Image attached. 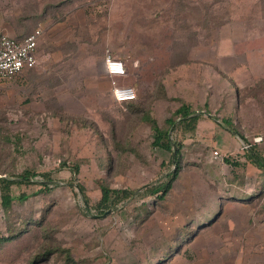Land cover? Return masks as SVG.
<instances>
[{
  "label": "rangeland",
  "instance_id": "obj_1",
  "mask_svg": "<svg viewBox=\"0 0 264 264\" xmlns=\"http://www.w3.org/2000/svg\"><path fill=\"white\" fill-rule=\"evenodd\" d=\"M66 19L57 31L61 42L47 43L36 68L23 76L19 101L9 108L0 103V178L37 174L26 180L30 184L12 189L28 200L15 202L11 214L0 206V236L26 228L0 241V264H73L64 251L74 264H138L162 255L183 231L189 234L186 244L169 264H264V197L241 199L255 195L264 173L247 163L235 131L217 123L227 118L230 96L218 84L222 94L217 108L211 107L214 95L207 84L221 79L225 85L227 78L233 97L240 96L229 118L233 129L248 143L261 137L254 145L264 149V73L259 65L256 79L243 76L238 93L224 72L220 79L206 75L218 53L252 57V65L261 60L252 54L264 58V0H0L2 32L8 36L23 37ZM107 53L125 62L128 75L121 81L135 87V102L114 100L101 71ZM182 101L217 122L201 127L196 146L183 145L175 178L173 153L153 147L144 116L165 128ZM221 132L234 143L226 152L215 148ZM226 156L248 166L231 167ZM74 165H80L77 174ZM48 179L54 188L46 194L40 184ZM167 181L171 186L162 198H145L139 218L134 215L142 200L133 201L136 194L103 216L107 211L86 207L78 186L95 205L103 187L142 193ZM26 219L30 225H19Z\"/></svg>",
  "mask_w": 264,
  "mask_h": 264
},
{
  "label": "trees",
  "instance_id": "obj_2",
  "mask_svg": "<svg viewBox=\"0 0 264 264\" xmlns=\"http://www.w3.org/2000/svg\"><path fill=\"white\" fill-rule=\"evenodd\" d=\"M186 63H188V61L182 62V64H186ZM136 100L131 101V102L133 103ZM125 103H128V102H125ZM120 104L123 105L124 103H120ZM138 109H139L138 107L135 108L136 111ZM138 112H140V110ZM200 118H201V116L199 114H197V111L193 108L192 104L186 103L183 101L181 102L180 106L173 113H171V116L167 120H165V124H166L165 128L160 126L157 119L154 117H151L150 114L144 116V121L151 126V130L153 131V134H154V139L152 142V145L154 148H158V149H160L166 153H168V152L173 153L174 146L176 145L178 147L177 156H176V159L174 161L175 169L170 174V175H173V177H175V178L177 177V175L179 174V172L181 170V156H180L181 148L183 147V145L185 144V142L189 138H192L195 135V132L197 129V123H198ZM222 123L227 126L228 130L235 131V133L238 134L244 140L245 144H251V143H248L247 139L244 138V136L242 134H240L239 132H237L236 130L233 129V126L231 124L230 119L226 118V119L222 120ZM172 132L175 133V137H176L175 139H173L171 137ZM118 146H120V145L118 144ZM243 150H244L243 156L246 159H248L247 163L254 165L255 167H257L258 170H260L261 173H264V149L260 145H252L250 149L246 150L243 148ZM98 160L100 163L99 165L101 167L103 160L102 159H98ZM223 161L231 167L243 168V167L248 166V165H246V163H243L239 159H234L230 156H226L223 159ZM63 166L66 167L67 165H63ZM71 169L74 171L75 174H77L80 172V165H74ZM3 173L5 174L6 172H3ZM0 174H1V172H0ZM170 175L167 178H169ZM20 176H21L22 180H20V179L19 180H11L8 178H0V189H1L0 206L3 208V210L5 212H8L9 214H11L13 212V204L15 202L23 203L26 200H28V198H29V195H27L26 193H22L20 195H14L12 193L13 187L18 188L22 184H30L26 180H29L30 178H35L37 176V174L33 171H25ZM48 180H49L48 183H41L40 184L42 186L41 192L46 193V194L51 192L52 189L54 188V187L50 186L51 180L50 179H48ZM75 180L78 183V180L77 179H75ZM169 182L168 181L162 182L159 185H155V186H152L150 188H146L142 193H139V190L131 191V190H127V189H123V190L111 189L110 187L106 186V187H103L101 198L96 202L95 205H91V203H90L91 201H90L89 197L85 194L84 188L81 185H78V186H79V188H80V190L84 196L86 207L89 210H91L90 208L95 209L100 214H104L109 209L117 207V205H119L123 202L129 201L136 194L137 197L135 199H133V201L142 200L140 205L137 207L138 214L134 215V218H139L142 216L140 210L142 208L146 207L147 201L145 200V198H147V197L151 198L154 196H157V198H159V199L162 198V195L160 196L159 194L169 190V188L171 186L170 185L171 183H169ZM258 182L259 183H258V187L256 189L255 195L252 197H246L244 195V197H241L242 200H247L248 202H252L253 199H255V198L261 199L264 197V181L263 182L258 181ZM230 194H231L230 196H235L234 193H230ZM220 208H221V205H219L218 209H220ZM205 218H207V216H205L202 220H205ZM29 220H31V219H29ZM29 220L26 219L22 223H20L19 225L24 226V224H25V226H28L31 224V221H29ZM40 224H42V223H40ZM25 229H26L25 227H21L19 234L23 233ZM10 231H11V233L9 234ZM10 231H8L7 234H9V236H11V237L0 236L1 242L6 241V240H8L12 237H15V236L17 237L19 235V234L15 235L16 233L14 230H10ZM190 233H192V232H190ZM188 235L189 234H187L186 232L183 231L180 235V239H178L179 241L175 244L167 246V248L165 249V251L162 255H160L154 259L146 260L143 263L139 262L138 264H160V262L169 259V257L171 256V254L174 251L180 250L183 247V245L186 244L185 241L187 240L186 238H188ZM64 252L67 253V255H66L67 262L74 264L75 262L72 260L70 252L69 251H64ZM49 254L50 253L43 255V258L47 259Z\"/></svg>",
  "mask_w": 264,
  "mask_h": 264
},
{
  "label": "crops",
  "instance_id": "obj_3",
  "mask_svg": "<svg viewBox=\"0 0 264 264\" xmlns=\"http://www.w3.org/2000/svg\"><path fill=\"white\" fill-rule=\"evenodd\" d=\"M69 19V17H68ZM67 21L69 20H64L63 22H58V23H50L48 25H45V27L43 28V34L42 36L39 38V41H38V51H37V62H40L41 60V49L47 45V43L49 45H53V46H56L58 45L59 43L58 42H61V40H58L57 37V31L60 30V27L63 25L64 28L66 27L65 24H67ZM4 25L2 23V21L0 20V35L1 34H4L2 31H4ZM38 28H42V27H38ZM37 28V29H38ZM46 29H48V32H45ZM35 31V30H34ZM33 31V32H34ZM33 32H31L30 34L28 35H25L23 37H14V36H10V37H13L17 40H23L25 39L26 37H28L29 35H31ZM65 35L63 36V38H67L65 39V41L69 40V35L66 33H64ZM232 44H236L235 42L231 41ZM254 55L256 56H261V60H259V58H257L255 61V64L257 65V69H254L256 68L255 67V64H250L248 63L250 61V59H252V57H250V59L248 57H243V58H239L240 55H238V53L232 51V52H223V53H218V55L216 54V56H214V58L211 59L210 63L214 65L215 68H212V70L210 69L206 75L209 73V74H212V75H216L219 79L221 78V74L220 72H224L227 76H229L231 78V80L233 79V85H235V89L237 90L239 87L241 88V85H240V82H241V78L243 76H248L250 77L251 75L253 76L254 79H256L257 77V70H258V67L260 65V71H262V74L264 73V58L262 57L263 55L261 54H252V56L254 57ZM88 60L90 58H87ZM91 61V59H90ZM260 62V64H259ZM229 64L231 65L229 68H227L225 65ZM40 64V63H39ZM89 66H92V65H87V67H85L88 71ZM101 67H102V72H103V76H104V79H105V82L106 84L107 83V74H106V69H105V64H104V59H102V62H101ZM36 68V67H34ZM33 70L32 69H27V70H24L22 71L21 73L13 76L12 78L10 79H6V80H0V103H1V106H3L4 108H9V107H12L15 103V101H19L18 99V90H19V83H21L23 80V76L26 75V72H29ZM92 73V70L91 72ZM200 75V74H199ZM202 77L205 78V76H203V73H202ZM201 78V76L199 77ZM222 80H207V84L209 85L208 88L210 87V91L212 90V95H214V101L210 98V106L211 107H214V108H217V99L219 100L220 96L222 93H219L218 92V89H217V86L218 84H221V86H223V91L224 93L226 92L225 95H229V101L227 100L228 98H225L226 99V105L225 107L227 106L228 108H231L230 111H227L225 112L226 113V117L227 119L231 118L232 116L235 117L236 115V111L239 107V95L237 97V100L233 97V90L231 88V86L229 87L227 85V78L225 79L224 77V82L223 84L225 85H222ZM229 84V83H228ZM232 85V86H233ZM222 88V87H221ZM237 93H238V90H237ZM216 99V100H215ZM236 100V101H235ZM221 102V101H220ZM209 103H205V105H207ZM221 105V104H220ZM193 106V105H192ZM194 108V107H193ZM210 107H208L209 109ZM216 111V110H214ZM201 118L199 119L198 123H197V129H196V132H195V135L192 137V138H189L186 142H189L191 141V145L192 146H196V138L200 139V135L199 133L201 134V127L205 126V125H208V127H211V128H214V125L212 123V120L217 122L214 118V115H207V117H203L202 115H200ZM217 123H222V121H219ZM223 124V123H222ZM213 126V127H212ZM228 130V129H227ZM232 131V130H231ZM202 133L204 134V132L202 131ZM210 134V132H209ZM220 135H218V141L215 143V148H218L220 149V151L222 152H226L228 150L231 149V146L233 141H230L229 137H226L227 136V132L224 134V133H219ZM202 136V135H201ZM207 136V135H206ZM209 136V135H208ZM233 136V139H235L239 144L243 145L245 144L244 140L238 135L235 133V135H232ZM222 138V139H221ZM226 139V140H223ZM234 140V141H235ZM235 141V142H236ZM185 142V143H186ZM234 144V143H233ZM239 148V147H238ZM243 154V152H242ZM239 169V168H238ZM181 250V249H180ZM180 250H177V251H174L171 256L169 257V259L165 260V261H162L160 262V264H164V262L166 264H169V263H172L174 261H172V259L174 258V256L178 255ZM196 264H210V262L208 261H204V260H196Z\"/></svg>",
  "mask_w": 264,
  "mask_h": 264
},
{
  "label": "built area",
  "instance_id": "obj_4",
  "mask_svg": "<svg viewBox=\"0 0 264 264\" xmlns=\"http://www.w3.org/2000/svg\"><path fill=\"white\" fill-rule=\"evenodd\" d=\"M43 34V28L36 29L23 40H17L6 34L0 35V80L10 79L24 70L37 65L38 41ZM107 77L111 82V92L117 103L131 102L137 99L134 86L122 83L127 78V68L124 61L107 53L104 57ZM261 137L255 138L253 143L244 144V149L259 143ZM215 156L219 153L216 151Z\"/></svg>",
  "mask_w": 264,
  "mask_h": 264
},
{
  "label": "water",
  "instance_id": "obj_5",
  "mask_svg": "<svg viewBox=\"0 0 264 264\" xmlns=\"http://www.w3.org/2000/svg\"><path fill=\"white\" fill-rule=\"evenodd\" d=\"M177 150H178V147L175 145L174 146V150H173V160L174 161H175L176 156H177ZM110 212H112V210H108L103 216H106V215L110 214Z\"/></svg>",
  "mask_w": 264,
  "mask_h": 264
}]
</instances>
